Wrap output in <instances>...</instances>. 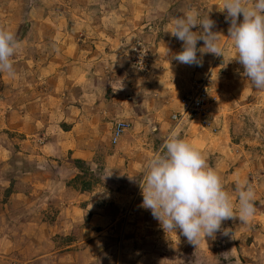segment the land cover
<instances>
[{"label": "rangeland", "instance_id": "374dc122", "mask_svg": "<svg viewBox=\"0 0 264 264\" xmlns=\"http://www.w3.org/2000/svg\"><path fill=\"white\" fill-rule=\"evenodd\" d=\"M214 4L0 0V28L21 45L0 74V264H264V90L231 60ZM189 9L215 21L224 57L173 59L182 41L167 31ZM200 83L206 111L174 119ZM172 131L234 202L238 180L253 187L248 223L225 220L194 245L141 207L138 181Z\"/></svg>", "mask_w": 264, "mask_h": 264}, {"label": "clouds", "instance_id": "9594fccd", "mask_svg": "<svg viewBox=\"0 0 264 264\" xmlns=\"http://www.w3.org/2000/svg\"><path fill=\"white\" fill-rule=\"evenodd\" d=\"M214 5L229 22L227 37L234 49L231 60L243 66L242 75L255 89L264 90V0H215ZM214 26L209 15L202 16L195 9L184 11L167 31L182 41V49L173 59L200 66L204 54L224 57L219 41L225 35L215 31ZM198 41L203 44L198 46ZM20 47L12 31L0 28V74L14 71L12 57ZM138 182L143 197L141 207L151 211L167 235L179 232L194 245L206 237L215 238L223 221L238 218L248 223L255 213L253 187L238 180L234 202L218 172L175 131L164 141L162 151L151 158ZM228 233L223 228V234Z\"/></svg>", "mask_w": 264, "mask_h": 264}, {"label": "built area", "instance_id": "2783aa9c", "mask_svg": "<svg viewBox=\"0 0 264 264\" xmlns=\"http://www.w3.org/2000/svg\"><path fill=\"white\" fill-rule=\"evenodd\" d=\"M208 92L205 84L200 83L192 93L183 97L182 111L178 114H173V118L177 119L178 115L195 118L200 115V112L206 111ZM202 114V113H201ZM128 123L118 122L114 127L113 141L116 142L122 132L126 129Z\"/></svg>", "mask_w": 264, "mask_h": 264}]
</instances>
